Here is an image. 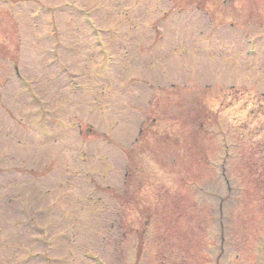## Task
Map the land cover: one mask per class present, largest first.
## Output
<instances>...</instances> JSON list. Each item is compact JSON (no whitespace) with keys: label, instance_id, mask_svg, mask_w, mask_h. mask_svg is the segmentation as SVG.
<instances>
[{"label":"rangeland","instance_id":"obj_1","mask_svg":"<svg viewBox=\"0 0 264 264\" xmlns=\"http://www.w3.org/2000/svg\"><path fill=\"white\" fill-rule=\"evenodd\" d=\"M0 264H264V0H0Z\"/></svg>","mask_w":264,"mask_h":264},{"label":"trees","instance_id":"obj_2","mask_svg":"<svg viewBox=\"0 0 264 264\" xmlns=\"http://www.w3.org/2000/svg\"><path fill=\"white\" fill-rule=\"evenodd\" d=\"M232 152H226V154H224V156H225V158H226V160L225 161H227V159H228V161L230 160V158L232 157ZM211 160V159H210ZM210 160L208 161V163L210 162ZM225 161L223 162V166L222 167H224L225 166Z\"/></svg>","mask_w":264,"mask_h":264}]
</instances>
